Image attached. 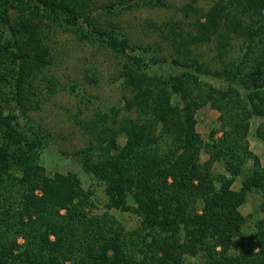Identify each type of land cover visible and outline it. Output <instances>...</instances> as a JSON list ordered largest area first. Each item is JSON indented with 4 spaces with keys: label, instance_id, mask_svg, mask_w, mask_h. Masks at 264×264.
Returning <instances> with one entry per match:
<instances>
[{
    "label": "trees",
    "instance_id": "1",
    "mask_svg": "<svg viewBox=\"0 0 264 264\" xmlns=\"http://www.w3.org/2000/svg\"><path fill=\"white\" fill-rule=\"evenodd\" d=\"M199 1L158 26L162 42L142 46L105 26L92 0H0V264H264V165L249 140L252 118L264 117V0ZM57 27L118 58L121 100L76 117L88 145L72 153L103 200L41 161L55 135L34 114L59 88L46 43ZM205 106L220 122L207 139L196 117Z\"/></svg>",
    "mask_w": 264,
    "mask_h": 264
},
{
    "label": "rangeland",
    "instance_id": "2",
    "mask_svg": "<svg viewBox=\"0 0 264 264\" xmlns=\"http://www.w3.org/2000/svg\"><path fill=\"white\" fill-rule=\"evenodd\" d=\"M142 0H92L91 8L100 14L105 26L116 24L127 32L133 44L155 45L162 42L163 34L158 28L172 18H180L178 8L188 0H166V7L143 6L123 9L126 3ZM123 4V5H122ZM210 0H200L199 5L208 7ZM113 5L115 13L107 10ZM13 25L17 28L21 20L18 11L11 13ZM46 43L54 53V65L50 73L59 82L58 91L44 103L43 108L34 115L45 127L50 129L55 140L42 154L41 161L49 174L56 171L75 172L82 179L86 188L96 191L98 197L105 198L103 184L88 175L79 160L72 154L75 150L88 145V137L84 134L76 120L90 119L98 110H108L121 100L123 91L121 80H118V58L114 52L97 43L81 39L73 31L54 28L46 38ZM167 67H165L166 69ZM169 69V68H168ZM75 83L77 91L71 92L67 85ZM78 92V93H77ZM84 93L83 96L80 95ZM219 113L205 106L197 112V129L207 139L213 130H218ZM264 122L263 116H255L251 120L249 140L252 150L260 157L264 165V139L257 135V128ZM220 135V131L217 132ZM124 139L121 138V143ZM206 159L208 155L203 153ZM216 172H225L224 165L217 162ZM240 180L233 187L239 189ZM257 198L253 195L242 207L244 214H250L257 206ZM118 217L128 226L137 225V217L129 212L116 211ZM188 264H198L189 258Z\"/></svg>",
    "mask_w": 264,
    "mask_h": 264
}]
</instances>
